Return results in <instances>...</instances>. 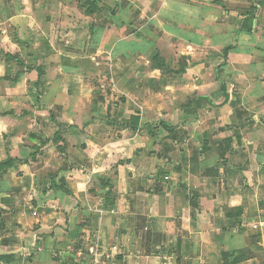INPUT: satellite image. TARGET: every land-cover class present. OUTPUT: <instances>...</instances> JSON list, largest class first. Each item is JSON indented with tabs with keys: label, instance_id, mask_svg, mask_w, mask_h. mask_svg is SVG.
<instances>
[{
	"label": "crops",
	"instance_id": "obj_1",
	"mask_svg": "<svg viewBox=\"0 0 264 264\" xmlns=\"http://www.w3.org/2000/svg\"><path fill=\"white\" fill-rule=\"evenodd\" d=\"M9 160L1 264H264V0H0Z\"/></svg>",
	"mask_w": 264,
	"mask_h": 264
},
{
	"label": "built area",
	"instance_id": "obj_2",
	"mask_svg": "<svg viewBox=\"0 0 264 264\" xmlns=\"http://www.w3.org/2000/svg\"><path fill=\"white\" fill-rule=\"evenodd\" d=\"M252 227L264 229V209L261 212V216H259L258 220L252 225ZM92 264H98V261L95 260Z\"/></svg>",
	"mask_w": 264,
	"mask_h": 264
},
{
	"label": "rangeland",
	"instance_id": "obj_3",
	"mask_svg": "<svg viewBox=\"0 0 264 264\" xmlns=\"http://www.w3.org/2000/svg\"><path fill=\"white\" fill-rule=\"evenodd\" d=\"M250 238H251V243H253L254 245L257 246V244H258L257 242L259 241V239L257 237H255V236H252Z\"/></svg>",
	"mask_w": 264,
	"mask_h": 264
},
{
	"label": "trees",
	"instance_id": "obj_4",
	"mask_svg": "<svg viewBox=\"0 0 264 264\" xmlns=\"http://www.w3.org/2000/svg\"><path fill=\"white\" fill-rule=\"evenodd\" d=\"M168 128V127H167ZM10 162V160L9 161H6V162H0V166H2V167H4V166H6V165H9L8 163ZM51 185H54V184H51ZM53 187H57V186H53Z\"/></svg>",
	"mask_w": 264,
	"mask_h": 264
}]
</instances>
